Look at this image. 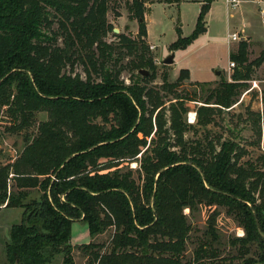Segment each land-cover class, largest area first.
<instances>
[{"label":"trees","instance_id":"16d2710c","mask_svg":"<svg viewBox=\"0 0 264 264\" xmlns=\"http://www.w3.org/2000/svg\"><path fill=\"white\" fill-rule=\"evenodd\" d=\"M109 1L0 0V117L19 131L46 113L14 160L0 163V207L23 208L9 229L5 264H74L76 220L89 238L81 245L85 264H181L191 230L184 209L192 214L200 207L205 228L190 264H264V172L243 166L231 139L204 147L184 137L194 128L185 120V102H201L197 124L211 123L216 108L235 102L264 51L248 61L240 41L229 54L238 63L231 81L204 98L178 89L187 69L173 82L164 73L153 85L144 18L150 0L126 1L138 22L133 38L113 31ZM211 1L201 0L189 35L175 27L170 50L186 48L206 31ZM108 32L117 47L106 41ZM115 49L120 57L112 62ZM125 55L132 56L128 83L120 77L126 67L118 65ZM78 60L85 78L64 71ZM144 68L151 73L141 76ZM258 118L264 127V107ZM132 161L135 168H121ZM33 189L39 198L26 201ZM218 207L243 229L228 241L234 255L221 253ZM110 229L107 243L93 241Z\"/></svg>","mask_w":264,"mask_h":264},{"label":"rangeland","instance_id":"374dc122","mask_svg":"<svg viewBox=\"0 0 264 264\" xmlns=\"http://www.w3.org/2000/svg\"><path fill=\"white\" fill-rule=\"evenodd\" d=\"M126 1L110 0V8L106 17L113 28L118 29V32L115 33H123L133 38L137 33L138 22L135 17L130 16ZM200 5L201 0H173L171 3L165 0H150L147 3L148 7L144 13V18L147 21L148 39L151 42L146 39V43L149 48L148 55L155 65L156 73L150 84H160L164 73L167 74L168 81L173 82L181 70L187 69L189 75L182 80L178 89L183 93H191L195 97L204 98L210 89L217 87L221 81H231L238 63L233 61L234 65L230 66L229 54L237 51L240 41H245L247 44L246 56L248 61L257 58L264 51V27L256 6L247 1L240 2L236 6H230L225 3V0L211 1L210 12L204 16L206 33L203 32L184 49L170 50L169 45L177 36L175 27L180 28L183 36L189 35L195 25ZM229 13H232L230 17ZM52 27L55 29L56 23ZM234 32L239 37L236 40L230 37V34ZM105 39L117 47L118 38L112 32H108ZM60 42L58 40V43ZM171 51H175L172 63L164 64L162 60ZM118 56L119 50L115 49L112 54V62ZM131 57L125 55L118 60V65L121 64L126 67L120 76L125 83L129 82L131 74L128 63ZM144 69L148 71V74L151 73L148 68ZM64 71L71 74L77 73L85 78L83 64L80 60L76 61L73 66L67 64ZM217 71H219L218 74ZM182 75H185V71ZM197 82L205 84H195ZM244 84L238 87L234 97L235 102L226 109L216 108L212 122L205 126L197 124L195 111L202 103L187 100L185 105L189 110L185 120L194 128H189L184 137L189 142H200L204 147L209 140L218 143L217 141L220 140L231 139L239 145L238 151L241 152L239 162L245 167L251 165L264 172V127L262 120L258 118L264 107V61L252 69L249 79L244 80ZM45 118V112H38L30 126L19 131H12V120L10 121L5 115L1 116L0 163L13 161L25 145L24 137L35 134L38 122ZM128 166L135 168L137 162L122 163L121 168L125 169ZM39 194L36 189L29 190L26 201L39 198ZM218 209L217 227L219 240L222 243L221 253L222 255H234L235 249L231 248L228 241L243 235V229L231 216L225 213L224 208L218 207ZM22 212L23 208L21 207H0V264H5L4 247L8 241L9 229L12 224L20 221ZM184 212L188 216L191 230L181 264H190L194 256V249L203 236L206 210L200 207L197 211L189 214V210L185 208ZM111 233L112 229L95 237L93 241L107 243ZM88 241L86 225L80 220L74 221L72 224L74 264H85L86 256L81 250V245ZM233 262L237 264L239 259H234ZM53 264H59V261H55Z\"/></svg>","mask_w":264,"mask_h":264},{"label":"built area","instance_id":"2783aa9c","mask_svg":"<svg viewBox=\"0 0 264 264\" xmlns=\"http://www.w3.org/2000/svg\"><path fill=\"white\" fill-rule=\"evenodd\" d=\"M251 2L253 3L256 8H257V11H258V14H259V17H260V20H261V23L264 27V0H225V3L227 5H230V6H236L238 5L240 2ZM230 37L233 39V40H236L238 37L237 33H231L230 34ZM229 65L230 66H233L234 65V62L233 61H230L229 62Z\"/></svg>","mask_w":264,"mask_h":264},{"label":"water","instance_id":"95a60500","mask_svg":"<svg viewBox=\"0 0 264 264\" xmlns=\"http://www.w3.org/2000/svg\"><path fill=\"white\" fill-rule=\"evenodd\" d=\"M113 31L114 32H118V29L116 28H113ZM173 56H174V51H171V53L169 55H167L163 60L162 62L164 64H170L172 63L173 61ZM139 72H141L143 75H147L148 74V71L147 70H144V69H140ZM219 71H217V74H218Z\"/></svg>","mask_w":264,"mask_h":264},{"label":"crops","instance_id":"0c3cea01","mask_svg":"<svg viewBox=\"0 0 264 264\" xmlns=\"http://www.w3.org/2000/svg\"><path fill=\"white\" fill-rule=\"evenodd\" d=\"M200 6H201V5H200ZM146 7H148V6H146ZM209 12H210V9H209L208 12L206 13V15H207ZM231 15H232V13H229V17H230ZM145 21H146V20H145ZM146 26H147V21H146ZM146 30H147V27H146ZM206 32H207V31H206ZM206 32H204V33H206ZM202 34H203V33H202ZM202 34H200V35H202ZM200 35H199V36H200ZM199 36H198V37H199ZM176 37H177V36H176ZM147 40L150 41V40L148 39V33H147ZM150 42H151V41H150ZM174 53H175V51H174Z\"/></svg>","mask_w":264,"mask_h":264}]
</instances>
